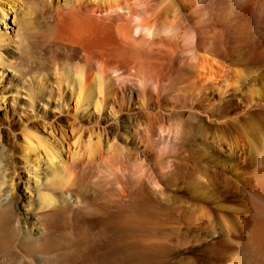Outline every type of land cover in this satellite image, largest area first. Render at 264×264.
I'll return each mask as SVG.
<instances>
[{
	"label": "bare ground",
	"instance_id": "bare-ground-1",
	"mask_svg": "<svg viewBox=\"0 0 264 264\" xmlns=\"http://www.w3.org/2000/svg\"><path fill=\"white\" fill-rule=\"evenodd\" d=\"M16 1L0 0V98L5 95L10 97L8 112L2 115L10 122L4 123L0 116V264H170L173 250L171 243L166 244L163 239L176 236V231L169 221L173 217H182L183 213L193 214L198 207L190 211L189 206L176 205L179 192L190 190L189 180L187 185L184 184V190L174 187L171 191L172 187L160 186L157 179H164L168 175L170 180L177 183L181 179L179 173L185 168L188 172L193 170L206 174L208 183L215 186L218 177L215 167L219 164L221 154L226 159L233 158L232 152L219 147L220 143L205 140L190 152L191 158L197 155L196 159L204 164L185 162L187 159L183 153L189 155L188 144L195 142V137L202 138L207 130L213 129V124L219 122L215 116L217 106L209 98L205 100H209L211 112L202 111L201 106H196L201 103L198 100L189 106L187 119H182L179 113L174 115V106L167 108L169 104L179 103L180 107L188 109L183 103L186 99L184 76L198 60L195 56L184 58L179 49L190 43L196 46V39L202 38L200 25H195L199 28H194L193 36L189 37L191 41L185 43L176 31L183 20L178 15L165 36L160 33L161 28L150 23L147 14L152 11L155 0H64L62 6L56 7H52L47 0H39L43 14L52 19L46 34L47 42L52 44L47 50L50 58H45L52 57L51 63L56 74L50 78L48 70H44L41 72L44 78L35 85L32 80V85L24 78L29 68L25 71L28 66L24 65L23 69L16 62L17 46L10 39L11 32L17 35L19 30L16 27ZM167 1V8L178 14L177 1ZM63 20L73 25L72 37L65 38V41L54 36L57 25ZM92 23L95 24L91 27ZM143 30L149 34L143 33ZM104 34L107 36L102 38ZM109 39H113L115 44H107ZM55 44L61 45V48L53 47ZM214 44L213 36L212 51H215ZM140 52L145 56H140ZM31 57H27L29 61H32ZM152 58L155 62L151 61ZM25 64L30 65L29 62ZM163 64L168 66L167 76L161 71ZM111 74L117 78L121 75L138 78L142 83L140 85H143L141 87L146 90L148 84L152 85L157 97L156 105L148 95L147 99L141 97L144 106L137 109L114 98V83L106 84ZM72 103L79 114H72L74 118L69 123ZM253 106L256 109L262 107L260 110H263L264 102L255 100ZM48 109L58 114L50 115ZM20 112L25 119L12 123V116ZM118 118L120 125L114 124ZM171 121L177 125L179 140L185 144L178 146L174 163L166 159L170 156L168 151L160 152L158 163L152 162L153 143L144 141L143 136L153 130L164 133ZM67 123L70 125V134L67 132ZM16 134L20 137L17 138ZM17 146L24 152L20 156L23 160L18 163L19 166L36 179L41 176L45 179L48 173L53 172V175L57 167L61 171L69 160L75 162L85 156L88 162L84 169L97 170L94 185L102 189L90 193L89 190L87 196L68 191L55 192L57 199L48 193H37L33 197L27 193L24 207L41 201L51 210L42 216L27 212L26 218L23 215L14 218L16 198L13 193V173L17 165L14 156ZM198 149L203 150L202 153ZM252 149L255 150V147ZM27 152L38 157L36 162L40 160V154L43 155L41 171L36 170L28 160ZM105 155L110 159L109 163L104 159ZM256 158L264 165V150L257 151ZM94 160L100 162L94 164ZM165 171L167 174H161ZM28 174L18 177L23 181L24 189L32 187L38 191L42 188L37 185L38 180L32 181ZM59 183L52 181L54 186ZM23 226L28 228L22 230ZM261 237H257L259 241L264 239ZM154 238H160L162 243L152 241ZM252 247L246 246V251L242 247L241 258L228 264L264 263V256L259 253L254 256L257 251L254 253ZM233 256L235 253L228 258Z\"/></svg>",
	"mask_w": 264,
	"mask_h": 264
},
{
	"label": "rangeland",
	"instance_id": "rangeland-1",
	"mask_svg": "<svg viewBox=\"0 0 264 264\" xmlns=\"http://www.w3.org/2000/svg\"><path fill=\"white\" fill-rule=\"evenodd\" d=\"M47 1L51 3L52 7L62 6L64 3V0ZM175 1L174 2L179 6L178 14H174L168 9L169 6L167 0H155L151 6L153 7L152 11H148L149 13L147 14L148 17L150 16V23L161 28L160 33L165 36V34L172 29L178 16L181 17L183 20L180 25L177 26L179 28L176 31L185 43L186 41H191L189 37L193 36L194 28L197 27H195V25L199 24L200 26H198L201 27L200 30L203 32L200 31V34H202L200 37L202 38L196 39V46L190 43L185 44L184 47L182 46L183 49L182 47L179 49L181 54H184L182 55L184 58L195 56L198 60L194 62V68L189 67L188 73L184 76L186 99L183 103L188 109L180 107L179 103H174L175 105L169 104L167 108L174 106L176 110L173 114H182V119H187L189 115V106H191V103L192 105L193 103H197L198 100H201V103H197L196 106H201L200 109L202 111L211 112L212 107L211 105L209 106L210 100L215 107L217 106L215 116L219 121L216 122V124H213V129L207 130L202 138L195 137V142L191 141V144H188L190 150L189 155L183 153V157H186L187 159H185L186 161H183L188 164L194 162L203 163V161L196 159L197 155H194L195 157L191 158L192 156L190 157V152L192 153L193 151H191V149H196V147L205 140L207 142L214 141L217 144L220 143L219 147L224 151L226 150V152H232L233 158L231 157L232 160L226 159L221 154L219 164L215 167L218 171L215 186L208 183L209 181L206 174L194 172L193 170H191L192 172H188L185 168L183 169L184 171L182 170V172L179 173L181 179L177 183L175 181L173 182V179L170 180L168 175H166V178L164 179L161 177V179H157L160 186L172 187L171 191L174 190V187L184 190V184L187 185L186 182L190 181L189 192H179L176 205L184 207L189 206L190 211H193V209L195 210V207H198L199 209H196V214L183 213L182 217H173L169 221L176 231V236L169 238L168 240L163 239V242L165 241L166 244L171 243L170 246L173 250V256L169 263L228 264L232 263V261L236 262L241 258L242 253L240 252H243V249L246 251L245 247L248 245L251 247L253 246L254 253L257 251L254 256H256L257 253L264 256V253L262 252V249H264V243H262L264 242V235H262L264 234V165L260 164L259 159L256 158L257 151L261 152L264 150V134H262L264 133V108L263 110H260L262 107L256 109V107L253 106L255 100H261L264 102V0ZM16 2L18 3L16 6L18 10L16 27L19 29L17 35L20 39L13 31L11 32L10 39L14 42V46H17V56L15 55V57L18 58L16 60L18 65L23 69L27 65L28 67L25 68V71L27 68L30 70L32 69L31 71L29 69L26 71L29 73L25 75V80H29L31 84L33 83L32 80H34L35 85L41 78H44L41 73L44 70H48L47 74L50 78L56 74L54 66L51 63L52 57L49 59L50 56L48 55L50 53L47 51L52 46L50 42H47L48 36L46 35L47 26L52 24V19L43 14L39 0H18ZM173 20H175V22ZM196 20L199 23H197ZM94 24L95 23H92L91 27L94 26ZM72 26V24L70 26L67 20L61 21L57 25L58 32L57 30L54 31V36H58V40L60 37L62 41L63 39L65 41V38H71L73 34ZM142 32L149 34L147 30H143ZM20 34L23 37L20 36ZM105 36L107 35L104 34L102 38ZM213 36L215 37V51L211 50V38ZM59 44H55L53 47L58 48L61 46ZM107 44H115V42L113 39H109ZM180 52L179 55H181ZM29 56H32L30 59L32 61L28 60ZM45 56H48L49 58H45ZM140 56L144 57L145 54L140 52ZM151 61L155 62V59L152 58ZM26 62H29L30 65L25 64ZM155 64L156 63H154V66H156ZM120 65H122V63H120ZM46 66L48 69H46ZM236 69L238 70L237 72L235 71ZM32 71L34 72L31 73ZM161 71L167 76L168 66L163 64ZM237 73L239 74L237 75ZM45 76L47 77V75ZM110 76H108L106 84L114 83V98L116 97L120 101L123 100L125 103L137 109L140 106H144L141 97L143 96L147 99L148 96H150L152 102L156 105L157 97L152 85L148 84L146 90L141 87L143 85H140L142 83L138 78L134 79V77L132 78L131 76L129 77L125 75H121L117 78L115 74H111ZM212 84L214 85V88H212ZM236 84L240 85L237 86ZM142 93L144 95H142ZM9 98V95L0 98V116H2L4 112H8ZM206 98H209V100H205ZM73 106L74 104L72 103L69 109V123L72 122V118H74L73 115L77 116L79 114V111H75ZM249 108L251 109L249 110ZM253 108L256 110H253ZM247 109L249 111H246ZM48 113L50 115L58 114L57 111L49 109ZM243 113L245 116H240ZM22 114L23 113L20 112L12 116V123L24 120L25 116ZM238 115L240 116L239 119L237 118ZM234 117L235 120L233 119ZM1 120L4 121V123L10 122V119H4L3 116ZM69 123H67L68 134H70ZM114 124L120 125V119L118 118L117 121H114ZM168 127L169 129L164 133H159L157 130H153L152 133L149 131V134L151 133L150 135L145 133L143 136L144 141H151V143H153L154 157H152V162L156 161L158 163L160 152L168 151L170 156L166 159L174 163L176 160L174 155L177 154L178 146L185 144L183 141L179 140V130L175 122L171 121L168 124ZM259 127H261V129ZM16 136L17 138L20 137L19 134H16ZM253 146L255 147V150L252 149L254 148ZM230 147H233V149ZM21 150L22 149L17 146L15 150L16 153L14 154V156L16 155L15 162L17 164L13 173V193L16 198V206L13 209L14 218L19 215H23L26 218L27 212H33L37 216H42L43 213L47 214L51 210L50 206H46V203L41 204V201L33 202L31 205L24 207V196L27 193L32 197L37 193H48L49 195H52L54 199H57V194L55 192L60 193V191H68L79 194L80 196H83L84 194L87 196L89 190L90 193L102 189V187H96L94 185L97 178L95 176V174L97 175V170L91 168L92 170L88 171V169H84L87 167L88 162L85 156L79 158L75 162H72L66 157L67 161H69L64 164L61 171H59L60 168L57 167V171L54 170L55 173L57 172L56 175L55 173L52 175L53 172H50L46 176L47 179H43L44 177L41 176L40 180L32 177V175L28 174L19 166L18 163L23 160L20 156L24 153H22ZM199 151L202 153L203 150L198 149V152ZM27 153L29 155L27 158L33 163L35 166L34 168L41 171V168L43 167L41 164L44 162L43 155L40 154V160L36 162L38 157H35V155L30 152ZM105 156L104 159L109 163L110 159L107 155ZM94 161V164L100 162L96 160ZM167 172L161 174H167ZM26 174L30 176L32 181L36 182L38 180L37 185L42 186V188L40 187L38 191L33 190L32 187L24 189V183L22 180L18 179V177ZM105 174H107V172ZM182 176L183 179L185 178V181L182 179ZM55 180L58 183L60 181L63 182L54 186L52 181ZM201 211L204 215L201 214ZM27 226H29V223H27ZM27 226H23L22 230L27 229ZM256 230H258V233ZM260 236H262L260 238L263 239L262 241H259L258 239ZM153 240L162 243L160 238H154L152 241ZM253 240L255 241L253 242ZM255 244L258 246L256 249H254L256 247ZM260 248L261 252H259ZM234 253L235 256L228 258ZM260 257L262 258V256Z\"/></svg>",
	"mask_w": 264,
	"mask_h": 264
}]
</instances>
